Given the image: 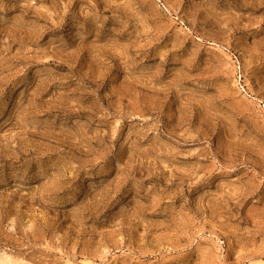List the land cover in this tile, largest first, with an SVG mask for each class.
Returning <instances> with one entry per match:
<instances>
[{
	"label": "rangeland",
	"instance_id": "obj_1",
	"mask_svg": "<svg viewBox=\"0 0 264 264\" xmlns=\"http://www.w3.org/2000/svg\"><path fill=\"white\" fill-rule=\"evenodd\" d=\"M0 264H264V0H0Z\"/></svg>",
	"mask_w": 264,
	"mask_h": 264
}]
</instances>
